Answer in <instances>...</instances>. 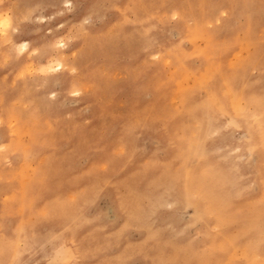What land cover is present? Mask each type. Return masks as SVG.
<instances>
[{
	"label": "rangeland",
	"instance_id": "1",
	"mask_svg": "<svg viewBox=\"0 0 264 264\" xmlns=\"http://www.w3.org/2000/svg\"><path fill=\"white\" fill-rule=\"evenodd\" d=\"M74 1L0 0L12 20L0 23V264H218L207 250L217 229L236 242L243 220L264 228L262 157L245 149L246 128L212 114L203 87L217 76L231 98L239 80L236 100L264 119V0ZM184 166L203 170L201 198L168 176ZM28 177L38 212L56 205L65 220L81 199L73 231L40 219L42 234L20 235L35 219L28 189L19 201ZM263 228V242L246 239L251 260L264 258Z\"/></svg>",
	"mask_w": 264,
	"mask_h": 264
},
{
	"label": "bare ground",
	"instance_id": "2",
	"mask_svg": "<svg viewBox=\"0 0 264 264\" xmlns=\"http://www.w3.org/2000/svg\"><path fill=\"white\" fill-rule=\"evenodd\" d=\"M69 1V0H68ZM71 2V1H70ZM72 3V2H71ZM73 3H77V5H78V0H75ZM21 6V5H20ZM230 6V5H229ZM77 7V6H76ZM88 11V10H87ZM134 12V11H133ZM2 15V14H1ZM81 15V14H80ZM79 15V16H80ZM85 15H89V16H93V14L92 13H90L89 12V14H84V15H82V16H85ZM81 16V17H82ZM2 17V18H1ZM0 17V23L2 24V26H4V28H6L9 24L11 25V21L7 18V17H3V16H1ZM146 17V16H145ZM153 20V19H152ZM140 21V20H139ZM199 22H200V19L198 20ZM13 23V22H12ZM1 27V26H0ZM187 28V27H186ZM6 31V30H5ZM154 31V30H153ZM2 32H4V30L2 31ZM188 35V34H187ZM189 36V35H188ZM10 37V36H9ZM20 37V36H19ZM62 38V37H61ZM2 40V39H1ZM4 40V39H3ZM16 40V39H15ZM62 42V41H61ZM60 42V43H61ZM19 43V42H18ZM30 43V42H29ZM63 43V42H62ZM20 44H22V45H20L21 46V48H23V49H25V48H27V46H29L28 45V42L26 41V42H24V43H20ZM32 46V45H31ZM30 46V47H31ZM29 47V48H30ZM33 48V47H32ZM1 50V49H0ZM60 51V50H59ZM61 52V51H60ZM64 53V52H63ZM63 55V54H62ZM60 56H61V54H60ZM62 58H63V56H61ZM45 58V57H44ZM47 59V58H46ZM58 60V59H57ZM57 60H55V62L54 63H56V61ZM60 60V59H59ZM54 61V60H53ZM63 61V60H62ZM62 61L60 60V61H58V63L57 64H55V65H53V67L54 66H56V67H60L61 66V64H62ZM44 62H46V60L44 59ZM48 62V61H47ZM61 62V63H60ZM64 64V63H63ZM49 65H51L50 63L48 64V68L49 67H51V66H49ZM36 66V65H35ZM64 66V65H63ZM45 67V66H44ZM47 67H46V69H47ZM56 67H54V68H56ZM73 67V66H72ZM69 68V67H68ZM74 68V67H73ZM215 68V67H214ZM213 68V69H214ZM30 69V68H29ZM210 70H211V68H210ZM53 71V70H52ZM60 71V70H59ZM81 75V74H80ZM20 76V75H19ZM18 76V77H19ZM83 76V75H82ZM20 78V77H19ZM23 78V77H22ZM13 79V78H12ZM229 79V78H228ZM231 79V78H230ZM206 81H208L207 83H205V86L203 87L204 89H205V100L203 101L204 103H205V105L206 106H209V108H211V110H212V114H214V113H217V112H219V111H221L222 113H223V115L225 116V118H227V120H228V122H230V124L232 125V126H234V125H238V126H243L244 128H246L247 130H248V133H249V136H250V138L248 139V141H247V143H245L244 145H245V149H250V151H251V149H253V150H257L259 153L258 154H260L261 155V157H262V162H260V164L258 165V167H257V177H256V180L258 181V183H259V185H260V187L262 188V192L264 193V185L262 184V183H264V119H262L260 116H258V119L256 118V117H254L255 116V114L257 113V110L256 109H254V110H248V104L247 103H245L244 105H240L239 104V102L236 100V98L241 94L242 95V93H243V89H240V87H241V84H240V81L238 80V82H237V84H236V92H235V97H231V98H229V97H227L226 95H224L223 96V94L224 93H222L221 92V89L219 90V81H218V77L217 76H213V77H211V78H209V79H207ZM12 83V82H11ZM40 84V83H39ZM13 85V84H12ZM20 87V86H19ZM73 89V88H72ZM53 91V90H52ZM80 91V90H79ZM224 92V91H223ZM226 92H228V91H226ZM4 96V95H3ZM0 97H2V96H0ZM195 102V101H194ZM198 102H200L199 100H198ZM201 103L200 105H198V103H197V108H200V107H203V105H204V103ZM159 103V102H158ZM252 103V102H251ZM1 105V104H0ZM156 105V104H155ZM156 107V106H155ZM254 107V106H253ZM154 108H152V110H153ZM156 110V109H155ZM154 110V112H157V111H155ZM159 111V110H158ZM196 115H199L200 114V112H198L197 110H194L193 111ZM1 113V112H0ZM154 114V113H153ZM153 114H152V112H149V114H148V117H150L151 115L153 116ZM2 115V114H1ZM5 115V114H4ZM137 119V118H136ZM173 120V119H172ZM144 121V120H143ZM138 122H141V121H137L136 122V124L138 123ZM146 122V121H145ZM147 122L149 123V121L147 120ZM146 122V123H147ZM168 122V121H167ZM127 124V123H126ZM126 126V125H125ZM137 126L138 125H136V128H137ZM140 126H142V125H140ZM241 126V127H242ZM132 127V126H131ZM131 127H128V128H130L131 129ZM139 127V126H138ZM133 128V127H132ZM141 128V127H140ZM167 131H166V133H168L169 132V128H170V124H168L167 125ZM165 134V133H164ZM192 139H190V141H191ZM193 142V141H192ZM191 142V143H192ZM7 143H9V141L7 142ZM191 143L190 144H188V145H191ZM11 145V144H10ZM177 149H178V151H179V153H180V155H188V154H190L191 156H196V157H198V159H197V166L198 167H200V162H201V160H200V156H199V154H195V153H189V152H186V151H184V145L182 144V143H179L178 144V146H177ZM181 151V152H180ZM181 156V157H182ZM244 157V156H243ZM249 157V156H248ZM238 158V157H237ZM48 159V158H47ZM183 159V158H182ZM215 162L216 163H218V156H216V158H215ZM184 163V162H183ZM219 164V163H218ZM88 168V167H87ZM224 168V167H223ZM235 168V167H234ZM89 169V168H88ZM90 169H91V167H90ZM93 169H95V168H93ZM92 169V170H93ZM198 169H200V168H198ZM225 169V168H224ZM100 171V170H99ZM197 171L198 170H196V171H191V170H189V169H186V167L184 166V167H182L181 168V170L178 172V174L177 175H170V174H168V176L169 177H174V180H176V179H183V186H184V188H187V187H194L195 189H196V184L197 183H199L200 182V179H202L201 178V174H200V172L202 173V169H200V172H198L197 173ZM237 171V170H236ZM84 172V171H83ZM189 172H191L190 173V176L189 177H187L186 178V174L188 173L189 174ZM88 174H89V172H87ZM80 174V173H79ZM82 174V173H81ZM84 174V173H83ZM203 174V173H202ZM225 175H226V177H227V173H226V171H225ZM244 175V174H243ZM243 175H241V177L243 176ZM246 175V174H245ZM193 177H194V179H193ZM225 177V176H224ZM239 178H240V176H238ZM29 178V177H28ZM187 180H186V179ZM238 178V179H239ZM253 178H254V176H253ZM94 179H95V181L96 182H101L102 181V179H101V177H99V176H94ZM105 179V178H104ZM116 179V178H115ZM227 179H228V182L230 181V178L229 177H227ZM107 180V179H106ZM203 180V179H202ZM114 181V180H113ZM182 181V180H181ZM103 182V181H102ZM104 182H105V180H104ZM170 182H173L172 180L170 181ZM214 182H219V180H214ZM250 182V181H249ZM32 183L33 182H31V179L29 178V180H28V182H26V183H23V182H21V183H19L18 185H21V186H19V192H20V200L19 201H21L20 203L23 205L24 204V202L26 201H24V199H25V197L26 196H24L25 195V191L27 190V196H28V198H26L27 199V204H28V206L30 207V209H29V211H28V215H31V214H35V219L34 220H32V221H26V222H24V221H22V223H20V228H19V231H20V235H22V233H24V235L25 234H27V233H29L28 231H25L24 229H26V227L28 226V227H30L31 225H32V229L37 233V234H42V231H44V230H42L41 229V227H40V224L38 223V221L41 219L42 221V225H44V224H50L51 222H53L52 220H55V223H56V225L55 226H51L50 227V229H56V227H57V230H59V229H63V231H65L64 229H67L68 230V232H69V229L71 230V231H73L76 227H73V225H74V221H77L78 220V218L79 217H81L82 215H83V210H82V208H81V205H80V203H79V200H81V199H79L78 198V196L76 195L75 197H73L72 199H73V201H74V203H78V206H77V209L76 210H74V213H72L69 217H67V219H63V220H61V219H58V217H59V213H55V206L56 205H52V206H49V207H46L45 205V209L44 210H42L41 212H38V209H40V208H38L37 207V205L35 204L36 202H35V200H36V198L38 197L37 195L38 194H33L32 193V190H31V185H32ZM106 183V182H105ZM126 183V182H125ZM94 185H95V183H93ZM97 184V183H96ZM112 184V183H111ZM203 184V183H202ZM42 185H44V184H42ZM122 185V184H121ZM131 185V184H130ZM182 185V184H181ZM199 185V184H198ZM92 187H93V185H91ZM106 186V185H105ZM114 186H116V185H114ZM126 186V185H125ZM132 186V185H131ZM174 186V185H173ZM92 187H91V189H92ZM103 187V186H102ZM127 187V186H126ZM200 187V186H199ZM133 188H134V186H133ZM201 188H202V186H201ZM205 188V187H204ZM214 188L215 189H222V191H224V186H223V184H217V185H215L214 186ZM111 189H112V187H111ZM132 188H130V190H131ZM17 190V191H18ZM126 190V189H125ZM128 190V189H127ZM130 190H128L129 192H130ZM85 191V190H84ZM167 191V190H166ZM56 192V191H55ZM91 192V191H90ZM261 192V191H260ZM17 193V192H16ZM80 193V192H79ZM78 193V194H79ZM194 193V192H193ZM195 193H197L198 195H199V197L201 198L202 197V191H201V189L200 188H197L196 189V192ZM204 193V192H203ZM206 193V192H205ZM209 193V192H208ZM58 194V193H57ZM75 194V193H74ZM82 194V193H81ZM209 194H211V193H209ZM214 194V193H213ZM18 195V194H17ZM52 195V194H51ZM89 195V194H88ZM90 195H91V193H90ZM93 195V194H92ZM131 194H129V196H130ZM32 196V198H29V197H31ZM56 196V195H55ZM95 196H96V193H95ZM124 196V195H123ZM186 196V195H185ZM215 196V195H214ZM21 197H22V199H21ZM40 197V196H39ZM54 197V196H53ZM229 197V196H228ZM128 198H130V197H128ZM210 198H212V196L210 197ZM43 199V198H42ZM41 199V200H42ZM85 199V198H84ZM87 199V198H86ZM195 199V198H194ZM196 199H198V198H196ZM214 199V198H213ZM17 200V199H16ZM52 200V199H51ZM53 200H56V199H53ZM156 199H154L153 201L151 200V199H149L148 200V203H147V205H146V209H144V213H143V218L144 217H146V218H148L149 219V222H150V220L152 219V213H151V209H152V207H153V204H154V201H155ZM18 201V202H19ZM89 200H87V202H88ZM127 201V200H126ZM212 201V200H211ZM47 202H50L51 203V201H47ZM83 202V201H82ZM122 202V201H121ZM42 203V202H41ZM40 203V204H41ZM49 203V204H50ZM84 203V202H83ZM26 204V205H27ZM72 204V203H71ZM160 204V202L157 204V205H159ZM172 204V203H171ZM229 204V202L227 203V205ZM72 206V205H71ZM40 207V206H39ZM41 207H42V205H41ZM161 207H163V206H161ZM212 207V206H211ZM210 207V208H211ZM124 208V207H123ZM157 208V207H156ZM117 209V208H116ZM138 209H140V208H138ZM51 212V213H50ZM71 212H73V210L71 211ZM119 212H120V210H119ZM123 212H125V211H123ZM210 212H212V209H210ZM139 213V212H138ZM141 213V212H140ZM155 213V212H154ZM200 213H201V210H200ZM59 214V215H58ZM58 215V216H57ZM64 216V215H63ZM62 215L60 216V217H63ZM197 216H198V214H197ZM208 216V215H207ZM218 216V223H219V225H222L223 223H224V220H225V218H226V214L223 212V211H220V213H219V215H217ZM263 216V215H262ZM39 217V218H38ZM59 217V218H60ZM125 217V216H124ZM136 217H137V215H136ZM85 218V217H84ZM142 218V217H141ZM196 218V217H195ZM92 219V218H91ZM90 219V220H91ZM205 219V218H204ZM61 220V221H60ZM139 220V219H138ZM142 220V219H141ZM259 215H256V216H252V217H250V218H247L246 220H243L242 221V224L240 225V227L238 228V232L240 233L239 234V236H240V238H239V240H236V242H233L231 239H227L225 236H224V239H219L218 237H217V235L218 234H222L223 235V230H221L222 228H219V229H217V231L216 232H214L215 233V236H214V239L213 240H211L208 244H207V250L208 251H210L211 253H214L215 255H217L220 259V262L218 261V264L220 263V264H264V258H260V259H257V260H251V259H249V256H250V250H249V246H248V244L247 243H249V242H247V241H249V240H251V241H254L253 243H255L258 239H259V237H260V234H261V228H263L260 224L262 223H260L259 224ZM143 221V220H142ZM264 221V220H263ZM31 222H33V223H31ZM50 222V223H49ZM151 223L152 222H150V227H151ZM3 225V224H2ZM50 225H53V224H50ZM119 225V224H118ZM263 225V224H262ZM230 226V225H229ZM203 227V226H202ZM30 228V229H31ZM117 228V227H116ZM126 229V228H125ZM155 229V228H154ZM204 229V228H203ZM264 229V228H263ZM57 232H59V231H57ZM67 232V233H68ZM205 232V231H204ZM212 232V231H211ZM228 232V231H227ZM263 232V231H262ZM70 234V233H69ZM123 234V233H122ZM225 235V234H224ZM23 236V235H22ZM70 236V235H69ZM231 236H232V234H231ZM207 237V236H206ZM209 238V237H208ZM248 238V239H247ZM235 239H237V237L235 238ZM246 239H247V241H246ZM227 240H230V242L228 241V242H226ZM261 241H262V238H261ZM260 241V239H259V241L258 242H261ZM247 242V243H246ZM263 242V241H262ZM251 244V243H250ZM255 245V244H254ZM256 246H257V243H256ZM82 250V249H81ZM233 252H232V251ZM81 251H77V253H80ZM122 252V251H121ZM130 253V252H129ZM134 253V252H133ZM135 255V254H134ZM144 256H145V254H144ZM211 256H213V255H211ZM253 256H255V255H253ZM258 256V255H257ZM142 258V257H141ZM174 258V257H173ZM214 259V258H213ZM254 259V258H253ZM1 263V262H0ZM168 263V262H167ZM118 264V263H117ZM149 264V263H148ZM163 264H164V262H163ZM206 264V263H205ZM212 264V263H211Z\"/></svg>",
	"mask_w": 264,
	"mask_h": 264
},
{
	"label": "snow or ice",
	"instance_id": "3",
	"mask_svg": "<svg viewBox=\"0 0 264 264\" xmlns=\"http://www.w3.org/2000/svg\"><path fill=\"white\" fill-rule=\"evenodd\" d=\"M61 47H63V45H60Z\"/></svg>",
	"mask_w": 264,
	"mask_h": 264
}]
</instances>
